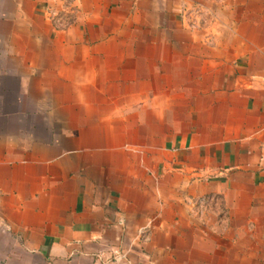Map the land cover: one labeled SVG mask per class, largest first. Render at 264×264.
Wrapping results in <instances>:
<instances>
[{
	"label": "crops",
	"instance_id": "0c3cea01",
	"mask_svg": "<svg viewBox=\"0 0 264 264\" xmlns=\"http://www.w3.org/2000/svg\"><path fill=\"white\" fill-rule=\"evenodd\" d=\"M0 264H264V0H0Z\"/></svg>",
	"mask_w": 264,
	"mask_h": 264
},
{
	"label": "built area",
	"instance_id": "2783aa9c",
	"mask_svg": "<svg viewBox=\"0 0 264 264\" xmlns=\"http://www.w3.org/2000/svg\"><path fill=\"white\" fill-rule=\"evenodd\" d=\"M57 13L55 11H53L52 9L49 10V15H50L51 21H53V23L55 25L60 26L62 24V22L59 20L61 13L60 12H57ZM216 201H217V199L212 198V197H203L202 199H200L198 201V207H200L202 209L200 211V214L207 211L209 209L210 204L215 203Z\"/></svg>",
	"mask_w": 264,
	"mask_h": 264
},
{
	"label": "rangeland",
	"instance_id": "374dc122",
	"mask_svg": "<svg viewBox=\"0 0 264 264\" xmlns=\"http://www.w3.org/2000/svg\"><path fill=\"white\" fill-rule=\"evenodd\" d=\"M55 11L56 13L57 12H60L61 13V16L59 17V20L62 22V24L60 25V27H63V26H68V18H67V10L65 9H61V10H53ZM58 14V13H57Z\"/></svg>",
	"mask_w": 264,
	"mask_h": 264
}]
</instances>
